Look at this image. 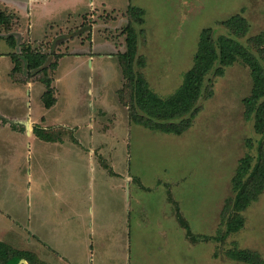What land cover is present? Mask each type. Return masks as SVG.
I'll list each match as a JSON object with an SVG mask.
<instances>
[{"label":"rangeland","instance_id":"rangeland-1","mask_svg":"<svg viewBox=\"0 0 264 264\" xmlns=\"http://www.w3.org/2000/svg\"><path fill=\"white\" fill-rule=\"evenodd\" d=\"M21 2L0 0V13L15 17L10 34L24 30L16 32L21 42L14 36L16 47L0 37V81L25 83L11 72L19 43L42 51L53 46L58 57L51 58L57 63L51 73L59 76V82H52L55 103L45 106L42 83L35 82L29 93L26 82L20 95L30 94L33 104L41 93L35 113L73 126L76 146L34 141L29 154L20 135H1L0 150L9 140L15 153L6 170H0V220L28 230L36 227L47 244L77 264H244L228 256L238 249L264 258V192L242 212L245 226L225 234L234 211L233 204L227 208L235 196L232 178L247 153L256 161L263 141L244 105L253 86L249 67L239 61L224 75L211 72L198 111L185 117L192 125L181 135L129 124L127 108L116 102L124 87L119 55L125 51V35L120 33L131 9L145 11L143 24L136 26L145 66L135 69L166 98L192 68L206 28L215 37L239 41L264 66V0H40L30 10ZM7 34L1 27L0 35ZM95 100L103 105L98 116L90 111ZM17 101L15 97L13 104ZM0 112L5 119L8 113L3 107ZM100 128L106 134H99ZM102 139L105 144L94 158L90 149ZM125 179L131 183L128 189ZM179 213L189 222L192 237L186 236ZM28 235L32 248L43 247L52 260L51 248L40 241L37 246ZM22 237L20 243L31 248L27 236Z\"/></svg>","mask_w":264,"mask_h":264},{"label":"trees","instance_id":"trees-1","mask_svg":"<svg viewBox=\"0 0 264 264\" xmlns=\"http://www.w3.org/2000/svg\"><path fill=\"white\" fill-rule=\"evenodd\" d=\"M144 14L145 11L141 8L131 9L128 24L121 32L125 35L126 48L119 55L124 75V87L119 92V97L128 108L131 122L151 130L181 135L192 125V120L185 117L198 111L197 104L203 95L206 78L211 72L224 75L227 67L239 61L251 71L253 86L250 95L244 98V105L247 117L254 118L255 130L263 137V141L258 146L256 161L253 155L247 153L240 159L232 178L235 196L230 199L227 208L233 204L234 211L229 213L233 216L228 221L225 234L238 232L246 223L242 212L264 192V66L259 58L239 41L226 35L215 37L212 28H206L200 36L194 64L184 74L182 85L173 95L163 98L153 91L143 72L135 69L137 65H140L141 69L145 66V59L138 55L139 33L136 29V26L143 24ZM14 18L12 15L10 17L0 13V27L10 29ZM81 26L86 27L84 23ZM6 41L9 45L17 46L12 34L7 36ZM61 45L62 43H59V47ZM19 47L18 55L12 54V60L16 63L12 69L13 74L19 75V81L38 79L42 82L46 87L43 95L45 106L51 107L55 103L51 72L57 65L52 63L51 58L54 55L58 57L52 51L54 47L49 51H42L29 42L19 44ZM126 89L128 95L123 94ZM126 96L128 101L124 99ZM34 131L42 139H53L52 135L39 125L34 127ZM178 217L181 225L187 230V235L192 237L189 223L181 215ZM228 256L244 264H264L261 254L253 250H232ZM22 259L27 260L29 264H49L32 251L18 249L0 241V264H19Z\"/></svg>","mask_w":264,"mask_h":264},{"label":"crops","instance_id":"crops-1","mask_svg":"<svg viewBox=\"0 0 264 264\" xmlns=\"http://www.w3.org/2000/svg\"><path fill=\"white\" fill-rule=\"evenodd\" d=\"M33 1H37L38 2L40 0H22L21 4L25 5L28 8V10H30ZM43 1H46V0H43ZM6 13H8V12L6 11ZM8 14H10V13H8ZM125 19H128L126 15H125ZM82 23H84V22H82ZM95 26L98 27V25H95ZM12 27L10 29H8V30L4 28L5 31L8 32V34L6 36L11 35L10 32H11ZM24 29H25V27H24ZM93 29H94V27H93ZM23 31L24 30L16 31V32H19L20 34H22ZM16 32L14 31V33H13L14 35L13 34L12 35L13 36H17L15 38H17V40H18L19 38H18V35H16V34H19V33H16ZM120 35L124 36L122 33H120ZM0 37L4 38V39L7 38V37L5 38V36H1V35H0ZM78 37H82L81 34H78ZM78 41H80V38L77 40V42ZM18 42H21V39H19ZM19 44H21V43H19ZM66 46L68 47V45H66ZM19 50H20V47L17 48V53H19ZM92 52L93 51L90 50L88 53L92 54ZM107 53L112 54L113 52H107ZM122 74H123V71H122ZM52 78H53V83L54 84H55V82L56 83L59 82V76L57 75L56 71L52 73ZM123 78H124V75H123ZM35 82L37 84L38 83H42L38 79L28 81L29 85L27 86V88H29V93L32 92L31 88L35 87V84H34ZM25 83H20V82L15 81V79H13V82L9 84L11 86L10 87V86L2 84L1 81H0V109H1V107H3L5 109V111L8 113V114H5V115L2 113V115H4L6 117L5 118L3 116L5 119H7V121L5 119H3V118H0V136L3 135V134H7L9 136H14V138H15V137L20 135L21 139H24V141L25 142L27 141V143H28V146H29L28 153L29 154L31 152V149H30L31 145L30 144L32 142H34V141L35 142L36 141L37 142L45 141V142H48V143L56 142V144H58L60 146H63L64 148H70V147L76 146V142H74L76 140H75V137H73L74 136V133H73L74 130L72 129L73 126H70L68 124H65L64 122H59V121H57V123H54V120L52 121L54 116L50 117L49 115H44V116L42 115L41 117H39L35 113V109H37L36 107H38L40 105L38 103L37 105H35L36 106L35 107L34 103L38 102V99L42 96L41 93H37L36 94L39 97H38V99L35 98V100L33 101V104H32V101L29 100L30 97H31L30 94H28L27 96L26 95H20V91H21L20 87L25 86L24 85ZM12 87H14L15 90ZM53 88L55 89V85H53ZM122 89H123V87L119 90V92ZM45 90H46V87H45ZM119 92L116 93L117 94V96H116V100L117 101L116 102L119 105L121 104L126 109L127 107L125 105H123V103L120 100ZM15 97H16V99L18 101H17V103L13 104V100L15 99ZM91 106H94V108L92 110H90V111L93 112L94 110H96L95 113H97V116H98V113L102 109L100 107L103 106L101 104V102L100 101H98V102L96 101L95 103H91ZM18 108H19V110H18ZM16 110H18V111H16ZM127 110H128V108H127ZM16 112H18V114H15ZM10 114H15V116H9ZM71 117H73V116H71ZM11 119L15 120V123H12ZM90 119H91V121L93 120L91 117H90ZM128 120H129V124L130 123L133 124V122H131V120H130V116H129ZM36 125L41 126L46 131H48L47 129H51L52 133L54 134V135H52L53 139L52 140H47V139H42L41 137H39L34 131V127ZM90 125H91V123H90ZM90 127L93 129L92 125ZM100 129H102V130H100V132H98L99 134H101V133L106 134L105 132H103L104 128H100ZM57 130H60L63 133H59V135H57ZM93 137H94V135L92 134V138ZM11 138H13V137H11ZM104 139L98 141V143H96L95 146L91 147L90 153L92 154V156L94 158H96L95 150L98 147H102L103 146L102 144H105L104 143ZM9 142H10L9 140L3 141V145L1 146L2 150H0V156H1V159H0V170L2 172L6 170V168L8 167V165L11 162V158L13 157V154L15 153L14 149L10 150V148L8 146ZM46 152H48V151H46ZM41 153L43 154V152H41ZM102 154L106 155V152L103 151ZM95 161L97 162L96 159H95ZM97 164H98V162H97ZM100 166H102V165H100ZM109 172H110L109 174L112 175L110 170H109ZM127 178H131V177H127ZM125 181H126V183L123 182V187H124V189H128L129 184H131V183L127 182L126 179H125ZM173 203L175 205L176 201H174ZM178 206H179V204H178ZM179 212L181 213L180 207H179ZM180 215L182 216V218L184 220H186L182 214H180ZM179 218L180 217L177 216L178 220H179ZM2 221H3V223H2ZM2 221L0 220V223H1L0 224V241L6 242V243L12 245L15 248H18V249L32 251L35 254H37L38 257L41 260H43L44 262H47L49 264H77L75 261H72L66 255L61 253L59 250H56L55 246L53 245V243H51L53 246L50 245V244H47L44 241V239L41 238V235L38 234L39 232L36 230V227L34 228L33 226L30 225L31 230H28V229H24V227H22V226L20 227L18 224L17 225L8 224L5 221V219H2ZM179 222H180V220H179ZM189 226H190V224H189ZM184 230H185L186 236H187V230L185 228H184ZM29 232H30L31 237L34 236V239L37 242L35 244L37 246H39V241H40V246H42V244H43V246L46 245L47 248L48 247L51 248V250L54 252L52 254V256H54L52 258V260H49L48 258H46V256L44 255L43 247H41L39 250H37L36 248H34V249L32 248L33 244L31 243V241H28V239H29L28 233ZM49 232L52 234V236L55 233V231L52 230V229ZM23 234L25 236H27V240L25 239V241L27 242L26 245H28V243L30 242L31 248L21 244L22 241H19V239L20 240L23 239V237H22Z\"/></svg>","mask_w":264,"mask_h":264},{"label":"water","instance_id":"water-1","mask_svg":"<svg viewBox=\"0 0 264 264\" xmlns=\"http://www.w3.org/2000/svg\"><path fill=\"white\" fill-rule=\"evenodd\" d=\"M19 264H29V262L25 259L20 260Z\"/></svg>","mask_w":264,"mask_h":264}]
</instances>
